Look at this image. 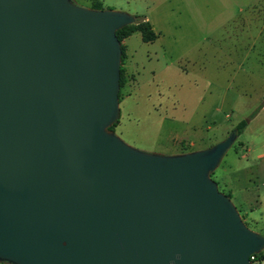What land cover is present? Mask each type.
Listing matches in <instances>:
<instances>
[{
	"label": "water",
	"instance_id": "obj_1",
	"mask_svg": "<svg viewBox=\"0 0 264 264\" xmlns=\"http://www.w3.org/2000/svg\"><path fill=\"white\" fill-rule=\"evenodd\" d=\"M133 22L71 0H0V260L250 264L264 247L209 177L235 130L173 155L107 130L115 31Z\"/></svg>",
	"mask_w": 264,
	"mask_h": 264
},
{
	"label": "rangeland",
	"instance_id": "obj_2",
	"mask_svg": "<svg viewBox=\"0 0 264 264\" xmlns=\"http://www.w3.org/2000/svg\"><path fill=\"white\" fill-rule=\"evenodd\" d=\"M71 1L87 8L121 11L134 20L141 18V14L153 18L154 14L160 15L158 9L173 6L169 25H166L169 32L158 41L143 43L138 31L129 37L128 49L133 56L127 72L132 80L123 73L124 81L118 88V123L109 131L137 150L173 155L207 148L223 139L238 121L244 120L246 124L241 133L209 174L218 191L232 197L220 176L224 162H254L258 155V164L264 165V55L258 51L254 75L252 53L241 54L239 59L234 54V25L229 21L208 32L211 50L190 60L187 40L200 35H187L184 27L188 22L198 21L194 5L199 6L203 1L202 5L213 8L208 15L212 19L219 10L218 0H185L184 4L179 0H169L166 4L163 0L159 5L162 0ZM171 37L180 41L165 51L164 40ZM216 48H220L224 57L213 50ZM238 61L242 63V71L236 69ZM121 64L120 61V67ZM259 105L257 113L249 118ZM252 187L264 191V175L259 176ZM229 199L235 205V200ZM244 225L255 231L249 222ZM259 253L264 256V247ZM0 264L12 263L0 260Z\"/></svg>",
	"mask_w": 264,
	"mask_h": 264
},
{
	"label": "crops",
	"instance_id": "obj_3",
	"mask_svg": "<svg viewBox=\"0 0 264 264\" xmlns=\"http://www.w3.org/2000/svg\"><path fill=\"white\" fill-rule=\"evenodd\" d=\"M164 1L166 4L169 3V0ZM164 1H159L157 4L159 5ZM179 3L184 4L185 0H179ZM202 3L203 1H201V5L199 6L194 5L198 21L195 24L188 22L186 24L187 26L184 27V29L187 30V35L192 37L194 33L196 36L200 35V37L187 40L190 60H194L193 58H196V56H201L205 52H209L211 50V42L207 36L208 32L230 21L234 25L232 33L234 54L236 58L239 59L241 54L246 56L247 53L248 55L252 53L254 60L253 74L256 75L258 51L264 55V0H218L219 10L212 19H209L208 15L214 9L204 6ZM175 7L178 8L179 5H175ZM158 11L160 15L154 14L153 18H150L147 14L140 15L141 19L149 22L152 31L156 35L152 41L144 42L139 32H137L141 42L154 43L163 37L164 33L169 32L166 29L168 28L166 25H169V18L173 11V6L163 10L158 9ZM133 33L120 41L124 47L125 54L121 68L123 69V73L127 76L126 78L130 80H132V76L128 74L127 70L133 53L128 49V42L129 37ZM178 41L180 40L174 37L165 39V51L170 50L171 47L174 48ZM258 47L261 48L258 49ZM213 50H218L216 52H219V54L222 55L221 57H224V54L220 52V48ZM242 59L244 60V58ZM218 67L219 66L216 68ZM236 69L242 71L241 61L237 62ZM255 159L254 162L246 161L233 164L224 162L220 176L225 184L224 186L232 193V197L230 198L235 200V205H233L238 211L241 220L244 223L249 222L255 228L253 230L264 235V191L259 190L257 187H252V184L258 180L259 176L264 175V165L261 166V164H258L260 161L258 155H256ZM242 212L245 214H243L244 217H242Z\"/></svg>",
	"mask_w": 264,
	"mask_h": 264
},
{
	"label": "trees",
	"instance_id": "obj_4",
	"mask_svg": "<svg viewBox=\"0 0 264 264\" xmlns=\"http://www.w3.org/2000/svg\"><path fill=\"white\" fill-rule=\"evenodd\" d=\"M97 2H94L93 4H96ZM91 8H93L91 6ZM135 31H138L141 35V39L142 41L144 42H149V41H152L154 38H155V34L154 32L152 31L151 29V26L149 24L148 21L146 20H143L141 18L139 19H135L133 23L131 24H127V25H124L122 26L121 28L117 29L115 31V35H116V38L117 40L120 41L125 38L126 36L130 35L131 33L135 32ZM125 57V54H124V47L122 46V44L120 43V61L122 63L123 59ZM124 81V76H123V69L119 66V79H118V85L121 86L122 83ZM120 89V88H119ZM119 89H118V93H117V96H119ZM261 107V105L257 106L255 108L254 111L251 112L249 118L253 117L257 111L259 110V108ZM118 123V118L113 122L111 123L108 127H107V130H113V127ZM245 121L244 120H240L238 121L234 127H233V130H235V133H236V136L239 135L241 133V130L243 129V127L245 126ZM211 172H209L210 174ZM229 198H230V195H229ZM258 257H262L264 258V256L258 252Z\"/></svg>",
	"mask_w": 264,
	"mask_h": 264
},
{
	"label": "built area",
	"instance_id": "obj_5",
	"mask_svg": "<svg viewBox=\"0 0 264 264\" xmlns=\"http://www.w3.org/2000/svg\"><path fill=\"white\" fill-rule=\"evenodd\" d=\"M258 252L249 256L250 264H261L264 263V258L258 257Z\"/></svg>",
	"mask_w": 264,
	"mask_h": 264
}]
</instances>
